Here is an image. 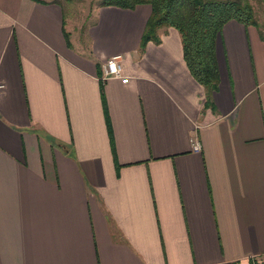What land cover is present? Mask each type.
I'll return each instance as SVG.
<instances>
[{"label":"crops","instance_id":"0c3cea01","mask_svg":"<svg viewBox=\"0 0 264 264\" xmlns=\"http://www.w3.org/2000/svg\"><path fill=\"white\" fill-rule=\"evenodd\" d=\"M238 1L256 22L223 24L205 106L175 27L140 47L149 3L81 30L0 0V264H264V0Z\"/></svg>","mask_w":264,"mask_h":264},{"label":"trees","instance_id":"16d2710c","mask_svg":"<svg viewBox=\"0 0 264 264\" xmlns=\"http://www.w3.org/2000/svg\"><path fill=\"white\" fill-rule=\"evenodd\" d=\"M139 3H149L151 6L140 47L143 48L149 39L159 40V27H175L181 36L186 65L192 76L203 85L204 105H209L219 79L215 51L219 33L223 24L231 18L245 24L255 23L252 4L238 0H97L99 6L133 8Z\"/></svg>","mask_w":264,"mask_h":264},{"label":"rangeland","instance_id":"374dc122","mask_svg":"<svg viewBox=\"0 0 264 264\" xmlns=\"http://www.w3.org/2000/svg\"><path fill=\"white\" fill-rule=\"evenodd\" d=\"M67 9H71L73 14L77 17L78 28L84 29L85 21L91 14L92 8L97 5V0H59ZM257 0H254L256 2ZM258 2V1H257ZM259 3V2H258ZM260 5V4H259Z\"/></svg>","mask_w":264,"mask_h":264},{"label":"built area","instance_id":"2783aa9c","mask_svg":"<svg viewBox=\"0 0 264 264\" xmlns=\"http://www.w3.org/2000/svg\"><path fill=\"white\" fill-rule=\"evenodd\" d=\"M110 75L120 76L122 81H126L128 79V76L123 74L121 54L113 55L102 63V78H106ZM192 143L194 149L198 150L200 148V143L196 139V136H193ZM253 264H261V263L258 260L255 261Z\"/></svg>","mask_w":264,"mask_h":264}]
</instances>
